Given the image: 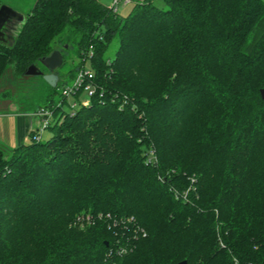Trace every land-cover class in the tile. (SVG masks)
Returning <instances> with one entry per match:
<instances>
[{
    "label": "trees",
    "instance_id": "obj_1",
    "mask_svg": "<svg viewBox=\"0 0 264 264\" xmlns=\"http://www.w3.org/2000/svg\"><path fill=\"white\" fill-rule=\"evenodd\" d=\"M162 1L34 0L4 31L0 76L66 29L104 88L0 145V264H264V0Z\"/></svg>",
    "mask_w": 264,
    "mask_h": 264
},
{
    "label": "rangeland",
    "instance_id": "obj_2",
    "mask_svg": "<svg viewBox=\"0 0 264 264\" xmlns=\"http://www.w3.org/2000/svg\"><path fill=\"white\" fill-rule=\"evenodd\" d=\"M2 5H8L17 11L25 14L33 5L34 0H1ZM105 6L109 7L113 0H99ZM144 0H130L125 2L120 0L117 4L118 14L126 15L135 2ZM154 4L164 6L162 0H153ZM19 20H17L18 22ZM17 26V25H16ZM15 25L9 28H3V31H14ZM65 32L54 38L57 49L62 51L63 63L55 71L59 75V85L52 86L43 79L41 75L18 73L13 67L7 68L0 76V145L4 148L5 154L8 156L14 145L17 144L15 131V112L30 113L31 115L40 106H48L50 104H58L63 99L62 87L67 81L71 83L77 73L78 67L84 63L83 54H80V48L77 43V35L72 30H64ZM118 47V40L114 37L106 46L105 58L115 55ZM80 63V64H79ZM45 72L48 70L41 65L40 61L36 63ZM85 66L91 67L90 62H85ZM99 88H104V84L97 81ZM82 98H88L82 93ZM74 99L73 95L67 96V101L63 103V108L70 109V102ZM17 109V110H16ZM59 110L57 111V113ZM25 136L24 142L30 141V134ZM50 132L46 129L41 136L46 138ZM171 174H164V178L171 177ZM84 227V226H82ZM84 230L85 228H80Z\"/></svg>",
    "mask_w": 264,
    "mask_h": 264
},
{
    "label": "built area",
    "instance_id": "obj_3",
    "mask_svg": "<svg viewBox=\"0 0 264 264\" xmlns=\"http://www.w3.org/2000/svg\"><path fill=\"white\" fill-rule=\"evenodd\" d=\"M120 0H113L112 4L108 7L112 12L118 13V7L117 4ZM125 2H129L130 0H124ZM93 53V45L91 44L86 50H83L82 59L84 60V63L81 64L78 69L76 76L74 80L71 83H66L62 87V95L63 99L58 102V104H50L48 106H40L35 111V116L38 119L37 126L31 130V132L34 133L36 138L41 137L42 133L48 129V127L51 125L53 120H55L58 115L55 114V111L59 110V113L69 112L73 113V111L82 106L87 105L90 102V97L92 95H95L99 89V85H97L95 81V71L93 67H86L85 62H91V55ZM91 65V63H90ZM82 93H85V95L88 96V98H82ZM73 95L74 99L72 102H70V109L66 110L63 108V103L67 101V96ZM104 215L102 213L98 214V217H103ZM107 217H111L110 213L106 214ZM90 220V219H89ZM112 226L113 227H121L123 231H125L127 228L131 229L133 234L132 236L125 237V242H128L131 240V238H137L138 235H146V231L139 226L133 217H114L112 218ZM119 247L117 248V252L122 254L126 253L129 249V246L126 243H121V241H118ZM252 264V263H248Z\"/></svg>",
    "mask_w": 264,
    "mask_h": 264
},
{
    "label": "water",
    "instance_id": "obj_4",
    "mask_svg": "<svg viewBox=\"0 0 264 264\" xmlns=\"http://www.w3.org/2000/svg\"><path fill=\"white\" fill-rule=\"evenodd\" d=\"M16 18L19 21H23L24 15L17 11L12 6L1 5L0 6V40H3L5 37V33L3 31V27L9 20ZM40 63L44 66L48 72H45L41 69L37 64H30L25 70V74H36L41 75L45 81H47L50 85L56 86L59 80V75L55 72V70L62 65L63 63V54L59 49H55L51 54L45 56L40 59ZM260 95L264 99V87L260 88ZM108 245V242H106ZM177 264H187V260H182Z\"/></svg>",
    "mask_w": 264,
    "mask_h": 264
},
{
    "label": "crops",
    "instance_id": "obj_5",
    "mask_svg": "<svg viewBox=\"0 0 264 264\" xmlns=\"http://www.w3.org/2000/svg\"><path fill=\"white\" fill-rule=\"evenodd\" d=\"M14 115L16 120L15 126L17 129L15 131L17 141V144L14 145L15 147L21 143H24L25 136L29 135V131L37 126L38 119L35 114L31 115L30 113L15 112Z\"/></svg>",
    "mask_w": 264,
    "mask_h": 264
},
{
    "label": "flooded vegetation",
    "instance_id": "obj_6",
    "mask_svg": "<svg viewBox=\"0 0 264 264\" xmlns=\"http://www.w3.org/2000/svg\"><path fill=\"white\" fill-rule=\"evenodd\" d=\"M13 20H16V21H17L18 19L13 18V19L9 20V22H7L3 28L6 29V28H9L10 26H12V23H14ZM11 22H12V23H11ZM4 31H5V30H4ZM5 32H6V31H5ZM7 32H8V31H7ZM56 70H57V69H56ZM56 70H55V71H56Z\"/></svg>",
    "mask_w": 264,
    "mask_h": 264
}]
</instances>
